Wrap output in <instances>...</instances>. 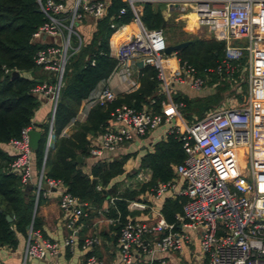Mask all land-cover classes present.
<instances>
[{"label": "built area", "instance_id": "obj_1", "mask_svg": "<svg viewBox=\"0 0 264 264\" xmlns=\"http://www.w3.org/2000/svg\"><path fill=\"white\" fill-rule=\"evenodd\" d=\"M123 1L139 28L109 52L115 61L112 71L128 90H133L136 87L134 70H138L135 62L140 60L142 66H153L164 98L158 112L125 104L115 107L103 129L88 140L87 156L100 159L104 151L112 152L162 124L164 133L178 136L184 156L173 165V178L157 182L147 190L152 197L151 204L126 200L128 211L148 209L149 214L126 216L116 237L119 257L114 264H139V255L145 257L140 264H153L157 253L181 251L189 240L197 243L203 255L202 264H264V47L257 45L258 41H264V0H156L167 8L190 14L197 26L205 27L213 39L223 41L226 62L247 52L244 102L216 107L189 121L180 112L182 101L172 99L170 87L173 83H185L198 90L204 86L207 71L211 69H204L200 75L176 51L166 54L167 42L161 29L144 28L134 0ZM35 3L45 19L31 34L33 42L44 45L35 51L33 61L53 72V82L44 80L31 88L40 101L49 103L41 167L32 184L33 204L36 206L39 194H44L43 183L58 190L57 205L69 230L61 245L70 247L75 237V223L86 216L89 205L69 192L60 179L44 178L43 163L52 136V118L65 61L84 41L76 27L87 15L101 17L106 4L103 0H71L70 3L35 0ZM124 11L122 6L118 14ZM236 38L244 39L245 43H233ZM115 97L116 93L108 86L95 85L59 135L68 136L75 123L85 120L91 107L105 106ZM34 124L31 120L20 129L17 138L6 143L5 151L14 156L9 169L19 175L22 185L30 180L32 150L28 131L35 129ZM136 177L145 180L142 172ZM179 196L184 197L180 211L168 222L162 214L164 200ZM113 199L110 197L96 211L104 215L108 205L114 207ZM93 242L95 237H87L83 247ZM57 250L56 242L44 238L32 228L31 222L28 224L24 258H42ZM85 264L102 263L89 255ZM155 264L163 261L157 260Z\"/></svg>", "mask_w": 264, "mask_h": 264}, {"label": "trees", "instance_id": "obj_2", "mask_svg": "<svg viewBox=\"0 0 264 264\" xmlns=\"http://www.w3.org/2000/svg\"><path fill=\"white\" fill-rule=\"evenodd\" d=\"M122 6L125 11L118 14ZM162 7L163 3H143L139 20L146 29H160ZM132 17L125 1L110 0L105 15L96 20L90 37L67 57L51 124L54 143L46 151L42 173L44 178L60 179L69 192L94 206L95 210L104 201L114 197V207L108 205L104 215L116 219L111 226L115 241L128 215L126 200L157 182L174 177L173 165L184 156L180 140L174 133H164L153 143L152 150L145 151L139 157V167L148 168L150 178L137 191L120 192L116 184L108 185L111 177L123 171L132 153L120 154L109 160L97 159L90 165L89 172L83 171V161H77L76 156L82 159L87 156L86 136L100 132L115 107L125 104L136 109L144 107L156 112L160 110L159 101L164 96L157 93L156 69L148 64L142 66L138 70L139 86L136 90L116 95L105 106L91 107L85 120L75 123L68 136H61L59 132L74 116L81 100L112 71L115 61L109 54L108 37L117 26L127 23ZM44 19L43 14L36 11L35 0H0V143L17 138L20 129L32 120L40 100L31 92V88L44 80L53 82V72L33 61L35 51L44 45L33 42L31 34ZM110 23L114 26L110 27ZM223 46V41L194 39L176 54L191 64L197 74L203 75L204 69H211L207 71L204 85L213 86L214 91H217L229 86L238 77L243 64L240 59L226 62ZM15 71L17 74H13ZM171 97L184 103L181 110L193 106L198 112L196 117L202 115L198 105L180 96L178 91ZM184 114L189 118L187 113ZM48 121L49 107L44 120L34 124L40 132L38 146L32 151V165L36 171L41 167ZM13 158V155L0 148V246L12 248L16 245V233L24 235L30 221L32 227L36 226L35 214L31 217L34 186L30 183L22 185L19 175L9 169ZM183 200L182 196L164 200L162 214L166 221L174 220L173 215L180 211ZM5 214L10 216V221L5 219Z\"/></svg>", "mask_w": 264, "mask_h": 264}, {"label": "crops", "instance_id": "obj_3", "mask_svg": "<svg viewBox=\"0 0 264 264\" xmlns=\"http://www.w3.org/2000/svg\"><path fill=\"white\" fill-rule=\"evenodd\" d=\"M64 1L65 3L71 2V0ZM103 1L105 2L107 7L110 0ZM144 2H152L153 4L162 3L156 0H134L136 8L138 9V18L141 14L142 5ZM105 13L106 8L102 16H104ZM161 14L162 21L164 20V22L171 16H177L182 21L188 23L190 27L196 25L194 20L186 16L185 13L182 14L174 8H167L164 6V4L161 9ZM99 18H94L90 15H87L84 17L83 21L78 25V30L84 40H87L90 37L92 31L95 28L96 20ZM140 24L143 26L141 22ZM138 28L139 25L133 17L127 23L117 26L108 37V47L110 54L119 42L126 39L131 34H134L138 30ZM243 40L244 39L242 38H236L232 42L235 44H239L242 43ZM257 43V45H259L260 47H264V41H258ZM138 70L136 68L134 70L136 87H134L133 90H128V88L124 85V83L120 81L118 76L113 71H111L106 78L99 80L95 85H106L113 92H115L116 95L132 92L136 90L139 86ZM182 85L187 84L173 83L170 87L171 94L178 91L179 87H181ZM157 93L163 95L159 82ZM163 98L160 99L159 105ZM48 107L49 103L46 100H41L38 108L34 112L32 121L34 123L43 121L47 114ZM35 129L39 131L38 128L35 127ZM164 132L165 125H159L158 127L146 133L145 136L134 138L133 140L117 147L112 152L104 151L100 159L109 160L112 157H117L120 154L132 153L138 148L140 151H138V153H136L134 157L136 164L138 163L139 157L143 154L144 150H152L153 143L159 140L163 136ZM93 136L94 135L88 134L86 138L87 140H90L93 138ZM53 143L54 136L52 134L49 139V148L52 147ZM0 148L5 151L7 149L6 143H0ZM81 161H83V171L89 172L90 165L95 161V159L86 156L83 159L81 158ZM128 161L129 159H127L125 163H128ZM145 170H147L145 171V181H147L148 178H150V171L148 169ZM36 172L37 171L35 170L34 166L31 165L29 180L30 184H33L35 182L37 174ZM119 178L120 177H117L113 181H116ZM41 186L42 192H44V194H39L36 206L34 207L36 226L32 228L34 230H38L40 234L44 238H47L49 241L56 242L58 244L57 252L55 254L46 255L42 258H24L23 247L27 235L26 227V232L24 235L20 233L15 234L16 245L13 248L6 245L0 246V264H85V258L89 255L95 256L102 264H114V262H116L119 257L116 241L113 239L114 232L111 230V226L114 224L115 221H110V217L103 214H99L95 210L94 206L88 204L89 209L87 211L86 216L80 218L75 223L76 231L73 243L70 247L63 246L61 245V242L65 238L69 230L65 225V218L63 216V213L59 210L57 205L58 190L54 187H47L45 183H43ZM147 190H144L140 194H137L136 196H133L130 199L141 200L145 203L151 204L152 197L148 196V194L146 193ZM104 203H106V201H104L102 204ZM128 214L135 215L137 217H147L149 214V210H133L128 211ZM87 237H95L96 242H93V244L89 245L88 247H83V240ZM87 253L89 254L86 255ZM144 258L145 257L143 255H139L137 258V263L140 264L141 262H143ZM157 260H162L163 264H202L203 255L198 249L197 243L194 240H189L186 242L185 247L182 248L181 251L168 250L157 253L153 264H155Z\"/></svg>", "mask_w": 264, "mask_h": 264}, {"label": "rangeland", "instance_id": "obj_4", "mask_svg": "<svg viewBox=\"0 0 264 264\" xmlns=\"http://www.w3.org/2000/svg\"><path fill=\"white\" fill-rule=\"evenodd\" d=\"M164 23L165 24L162 27L160 26V29L167 43H175L180 40H186V39H191V40L213 39L205 27L197 26V25L190 27L188 23L182 21L177 16L175 17L171 16ZM76 28L78 30V26ZM243 43H245V40H243L242 43L239 44L242 45ZM223 50H224V46H223ZM237 59H240L243 64L238 74V77L235 78L233 81H231L229 83V86L225 87L224 89L217 90L218 91L217 92L214 91L213 86L204 85L202 88L196 90L187 85H182L181 87H179L178 90L180 96L192 100L193 101L192 103L198 105V108L201 109L200 112L202 114L208 110L215 109L216 107H220L223 105L229 106L244 102V97L247 90L246 72H245L247 52H242V54ZM180 112L186 121H189L191 120L192 117H196L198 115V112L194 109L193 106L192 107L189 106L188 108L184 107V109L181 110ZM184 113H187L189 118H187ZM138 151L140 150L137 148L134 152H132L133 155L130 157L128 163H125L123 167V171L111 177L108 185L113 183L116 184V187L120 192H123L125 190L137 191L142 184H144L149 180V178L147 181H145L142 179H138L136 177V174L138 172H142V174L145 176V171H147L145 169H148V168H140L139 160L138 163L135 164L134 157L136 153H138ZM117 177H120L119 178L120 180L118 179L116 181H113ZM140 193L141 192H139L138 194ZM34 207L35 206L32 203L31 217H33L34 215V211H35Z\"/></svg>", "mask_w": 264, "mask_h": 264}, {"label": "water", "instance_id": "obj_5", "mask_svg": "<svg viewBox=\"0 0 264 264\" xmlns=\"http://www.w3.org/2000/svg\"><path fill=\"white\" fill-rule=\"evenodd\" d=\"M36 11H39L38 8H36ZM164 25V20L162 21L161 23V26ZM192 42L191 39H186V40H181V41H178V42H175V43H170V44H167L164 48V52L166 54H169L171 52H175V51H178L179 49L185 47L188 43ZM135 65L138 67V68H141L142 67V62L140 60L136 61L135 62ZM13 74H17V72H13ZM28 136H29V147L31 148L32 151L36 150L37 146H38V140L40 138V132L36 129H30L28 131ZM76 160L77 161H81V157L80 156H76ZM5 219L7 221H10V216L8 214H5Z\"/></svg>", "mask_w": 264, "mask_h": 264}, {"label": "bare ground", "instance_id": "obj_6", "mask_svg": "<svg viewBox=\"0 0 264 264\" xmlns=\"http://www.w3.org/2000/svg\"><path fill=\"white\" fill-rule=\"evenodd\" d=\"M186 16H188V17L192 18V16H191L190 14H188V15H186ZM192 19H193V18H192Z\"/></svg>", "mask_w": 264, "mask_h": 264}]
</instances>
